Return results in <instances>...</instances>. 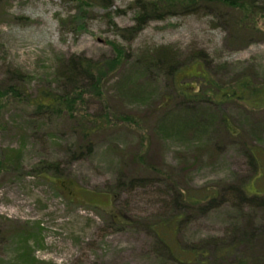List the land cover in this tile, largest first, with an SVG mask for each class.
<instances>
[{
    "label": "rangeland",
    "instance_id": "1",
    "mask_svg": "<svg viewBox=\"0 0 264 264\" xmlns=\"http://www.w3.org/2000/svg\"><path fill=\"white\" fill-rule=\"evenodd\" d=\"M254 1L253 29L236 28L235 9L207 3L152 18L132 35L137 0H0V264H180L152 228L180 213L172 242L185 251L253 223L264 232V208L238 194L264 193L251 154L264 164V0ZM116 46L123 65L103 97L85 94L79 108L120 111L137 126L113 125L81 153L70 122L37 117L29 99L61 91L69 59L102 60ZM245 75L259 93L211 96L213 85ZM180 83L201 101L175 98ZM141 150L155 169L136 163ZM42 162L48 175L39 174ZM67 178L71 191L61 189ZM208 191L218 199L207 209L184 201Z\"/></svg>",
    "mask_w": 264,
    "mask_h": 264
},
{
    "label": "trees",
    "instance_id": "2",
    "mask_svg": "<svg viewBox=\"0 0 264 264\" xmlns=\"http://www.w3.org/2000/svg\"><path fill=\"white\" fill-rule=\"evenodd\" d=\"M97 1V0H95ZM83 2V1H82ZM138 14L136 24L129 28L132 35L138 34L143 26L152 18H163L165 13L175 10H181L183 13H195L201 5L214 4L224 5L235 9L239 12L240 17L237 18L236 28L249 27L255 28V16L257 10L254 0H137ZM82 5H87L86 3ZM114 55L102 60H94L88 57H73L68 60L65 72L58 74V83L62 81V90L58 89H43L40 94L31 97V105L35 109V115L43 119L64 120L69 121L72 125V131L80 138L82 144L78 147L79 152L83 153V149L90 152L93 151L96 137L103 131L108 130L113 125H135V120L131 116H126L123 112H104L101 115L85 113L79 106L83 101L85 94L93 97L104 96V85L108 82L114 73L123 65L124 56L123 49L116 46ZM165 59V58H164ZM164 62L170 59L163 60ZM63 70V69H62ZM178 72H172L176 75ZM204 80L210 83L209 78L205 73H199ZM83 84V86H81ZM212 83H210L211 85ZM215 92L211 95L216 101L227 102L235 99H241L240 93L244 92L247 95L259 93V89L251 82L249 76L242 77L236 85L222 87L221 85H213ZM187 85L179 84L175 86L173 92L175 98H183L185 101H201L202 97L198 91L187 92ZM207 101V100H202ZM168 103L170 101L167 100ZM125 117V118H124ZM226 129L229 133L235 134L227 124ZM252 159L256 164V170H260L261 175L264 174V164L259 160V153L252 150ZM136 163L148 167L153 170L156 167L154 164L148 165L151 162H145V151L141 150L138 154ZM43 163V162H42ZM6 171L11 169L10 161L4 159L1 162ZM42 175H48L51 171V165L47 167L42 164ZM56 176L59 174L56 172ZM61 175V174H60ZM261 177V176H260ZM259 177V178H260ZM70 183V179L61 182L62 190L73 189L66 186ZM71 186H73L71 184ZM242 188V187H241ZM211 190V189H209ZM189 194L184 198L187 205L200 204L202 210L207 209L210 205L217 201V191H208ZM264 192V191H263ZM238 194L241 199H249L251 204L262 206L264 208V193H252L248 188H239ZM178 201V200H177ZM184 205V202H182ZM114 219H118L119 223L125 224L126 221L121 217L113 215ZM182 214L172 216L170 220H164V223L154 225L153 231L156 234L160 245L172 256L174 260L180 264H264V232L257 228L254 223L241 230L239 234L232 236L230 239L215 240L210 239L204 242V246H191L187 251L180 247L174 246L173 242L179 230ZM33 263H37L36 258H29Z\"/></svg>",
    "mask_w": 264,
    "mask_h": 264
}]
</instances>
